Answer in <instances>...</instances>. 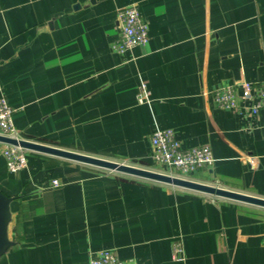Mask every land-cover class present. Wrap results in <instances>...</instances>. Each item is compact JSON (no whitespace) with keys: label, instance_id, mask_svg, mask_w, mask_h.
<instances>
[{"label":"crops","instance_id":"obj_1","mask_svg":"<svg viewBox=\"0 0 264 264\" xmlns=\"http://www.w3.org/2000/svg\"><path fill=\"white\" fill-rule=\"evenodd\" d=\"M129 4L150 39L119 53ZM241 81H264V0H0V93L19 138L171 174L151 137L172 128L215 157L186 178L264 198V108L214 103ZM6 145L15 244L0 264H90L103 249L137 264H264L262 206L34 150L11 173Z\"/></svg>","mask_w":264,"mask_h":264},{"label":"built area","instance_id":"obj_2","mask_svg":"<svg viewBox=\"0 0 264 264\" xmlns=\"http://www.w3.org/2000/svg\"><path fill=\"white\" fill-rule=\"evenodd\" d=\"M121 28L119 37L112 43V48L125 53L130 49L146 44L149 39V23L144 19L141 10L135 4H129L119 10ZM241 93L237 92L236 85L218 87L214 92V103L221 108L236 109L239 113L257 116L264 108V81L255 83L241 81L239 83ZM138 94V102L145 104L151 101V91L142 83ZM241 98L246 105L241 106L238 99ZM14 108L7 96L0 93V133L17 137L14 124ZM153 157L157 163L165 165L173 175L187 177L202 168L210 167L215 162L212 148L209 145H200L184 148L176 137L172 128L157 127L151 137ZM7 169L16 173L28 165L27 150L12 144H7L3 150ZM55 186H59L58 180H53ZM90 264H137L133 261L121 259L111 249L98 251L91 257Z\"/></svg>","mask_w":264,"mask_h":264},{"label":"water","instance_id":"obj_3","mask_svg":"<svg viewBox=\"0 0 264 264\" xmlns=\"http://www.w3.org/2000/svg\"><path fill=\"white\" fill-rule=\"evenodd\" d=\"M0 142L20 146L26 150H34L52 154L78 162L95 165L111 171H117L132 176L183 187L216 197L232 199L240 202L250 203L264 207V198L253 196L247 193L227 189L218 185L207 184L191 180L185 177L147 169L124 162L112 161L84 153L61 149L48 144L26 140L23 138L10 137L0 133ZM13 197L8 196L0 189V258L7 250L15 244L9 234V226L12 220L11 203Z\"/></svg>","mask_w":264,"mask_h":264}]
</instances>
